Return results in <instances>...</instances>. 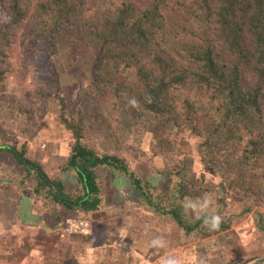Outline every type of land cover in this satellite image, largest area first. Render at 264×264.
Returning <instances> with one entry per match:
<instances>
[{
    "label": "rangeland",
    "instance_id": "rangeland-1",
    "mask_svg": "<svg viewBox=\"0 0 264 264\" xmlns=\"http://www.w3.org/2000/svg\"><path fill=\"white\" fill-rule=\"evenodd\" d=\"M166 14L170 26L181 22L171 9ZM6 19L3 14L1 20ZM14 63L19 75L8 80L9 91L35 105L37 120L1 101L0 123L14 131L29 159L43 163L50 176L76 192L81 187L76 172L64 170L73 137L61 118L59 95L72 116L96 105V52L86 35L63 30L56 57L61 85L47 56L35 53L26 39L18 45ZM42 89L46 96L39 99ZM130 100L127 95L108 97L103 106L107 121H86V143L101 155L127 158L155 197L171 195L192 217L218 215L230 228L209 238L187 234L173 216L149 205L127 176L106 167L100 170V209L67 210L48 193L36 197L35 177L6 153L0 157V264H167L170 259L177 264H264L260 179L255 174L243 177L242 167H224L217 175L208 172L205 159L216 156L220 162L226 157L223 147L206 145L190 132H171L166 121L153 116L138 119ZM193 203L196 208L188 206ZM153 240L163 246H153Z\"/></svg>",
    "mask_w": 264,
    "mask_h": 264
},
{
    "label": "trees",
    "instance_id": "trees-1",
    "mask_svg": "<svg viewBox=\"0 0 264 264\" xmlns=\"http://www.w3.org/2000/svg\"><path fill=\"white\" fill-rule=\"evenodd\" d=\"M167 9L181 22L170 26ZM0 14L8 17H0V102L18 106L34 122L35 105L8 85L19 75L14 59L24 39L47 56L59 85L63 30L86 35L98 59L93 84L100 99L90 111L72 116L59 95L61 118L73 137L64 170L76 172V192L29 159L14 131L0 123V157L13 154L35 177L36 197L48 193L67 210L96 212L103 202L100 170L106 167L127 176L149 205L173 216L187 234L209 238L230 228L222 217L217 228L206 225L212 215L196 219L171 195L155 197L127 158L101 155L86 143V121H107L103 106L112 95L136 99L138 119L153 116L171 132H190L206 145L223 147L226 157L205 159L206 170L217 175L224 167H242V176L255 174L264 191V0H0ZM45 96L40 90L38 98Z\"/></svg>",
    "mask_w": 264,
    "mask_h": 264
},
{
    "label": "clouds",
    "instance_id": "clouds-1",
    "mask_svg": "<svg viewBox=\"0 0 264 264\" xmlns=\"http://www.w3.org/2000/svg\"><path fill=\"white\" fill-rule=\"evenodd\" d=\"M129 103L133 107H136L138 105V101L136 99H131L129 101ZM207 205H208V202L206 200L205 203L200 205L199 207H200L201 210H203L204 208L207 207ZM188 206L192 207V208H196L197 207V205L194 204V203L193 204H189ZM220 220H221L220 216L214 215V216H211L209 218H206L205 219V224L206 225H210L212 228H217L219 226V224H220ZM152 245L153 246H157V245L158 246H163V242L160 241V240H153L152 241ZM167 264H177V262L175 260H173V259H170V260L167 261Z\"/></svg>",
    "mask_w": 264,
    "mask_h": 264
}]
</instances>
